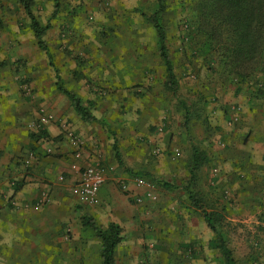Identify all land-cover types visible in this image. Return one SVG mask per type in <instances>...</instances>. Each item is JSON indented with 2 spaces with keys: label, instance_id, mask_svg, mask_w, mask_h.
<instances>
[{
  "label": "rangeland",
  "instance_id": "1",
  "mask_svg": "<svg viewBox=\"0 0 264 264\" xmlns=\"http://www.w3.org/2000/svg\"><path fill=\"white\" fill-rule=\"evenodd\" d=\"M30 1L37 21L49 23L42 47L36 44L21 1L0 0V75L6 82L12 79L0 83V98L14 91V97L34 102L31 73L36 71L37 77L46 67L52 79L59 81V57H67L71 71L81 78L95 60L112 51V41L127 40L125 48L130 51L143 46L148 77L141 85L146 92L154 87L161 92V106H156L155 123H149L148 129L160 140L156 144L163 139L167 143L154 146L155 152L146 146L150 165L158 164L157 158L166 160L160 162V171L152 172L160 185H166L160 191L170 202L176 198L180 204L192 193L213 217L235 264H264V22L257 37L250 5L247 10L230 11L234 16L215 1H208L202 11L199 0H163L160 22L176 79L173 94L165 84L164 64L149 21L157 0H58L53 14L52 0ZM249 31H255L258 39L249 46L251 52L242 38ZM240 49L246 50L244 56ZM81 80L102 90L98 80ZM146 92L140 96L146 98ZM143 112L137 109L131 115L139 120ZM107 130L114 139L120 137L116 127ZM180 135L188 140L187 153L171 160L170 142ZM192 148L200 155L194 175L188 172ZM147 168L142 169L144 173L149 172ZM227 217L236 220L230 222ZM202 234L209 239L215 236L210 228ZM180 243L187 249L184 240ZM210 256L214 264H224L216 250L162 255L168 263Z\"/></svg>",
  "mask_w": 264,
  "mask_h": 264
},
{
  "label": "crops",
  "instance_id": "2",
  "mask_svg": "<svg viewBox=\"0 0 264 264\" xmlns=\"http://www.w3.org/2000/svg\"><path fill=\"white\" fill-rule=\"evenodd\" d=\"M127 42L112 41V51L95 60L81 78L71 71L67 57L56 59L59 81L52 79L49 68L40 69L43 72L37 77L33 71L32 103L14 97V91L0 98V264H101L102 241L86 221L101 231L110 224L118 226L121 240L114 246L112 264H214L211 256L190 257L183 263H168L162 257L219 249L202 234L208 226L191 198L183 204L176 198L170 202L160 191L166 185L153 178L160 162H166L157 158L159 163L150 165L146 151V146L155 152L154 146L167 144L165 139L156 144L160 140L148 129L149 123H155L156 106H161V92L155 87L145 91L141 85L148 77V60L141 57L144 48L130 51ZM85 77L98 80L102 90L84 83ZM58 86L77 97L86 114L78 113ZM143 92L146 98L140 96ZM137 109L146 110L139 120L131 115ZM40 110L51 113L53 120L36 133L25 124ZM112 126L120 137L114 139L107 132ZM67 129L81 142L77 152L65 136ZM170 143L171 160L187 153L186 136H174ZM45 147L51 152L46 153ZM29 153L32 157L24 163ZM91 162L103 167L104 181L97 201L89 204L79 197L78 181L82 167ZM140 174H147L156 185L152 202L137 204L132 199L141 191L132 177ZM120 182L127 184L128 191L120 188ZM152 227L154 231L148 229Z\"/></svg>",
  "mask_w": 264,
  "mask_h": 264
},
{
  "label": "trees",
  "instance_id": "3",
  "mask_svg": "<svg viewBox=\"0 0 264 264\" xmlns=\"http://www.w3.org/2000/svg\"><path fill=\"white\" fill-rule=\"evenodd\" d=\"M20 1L22 3L24 12L29 19L30 28L33 32L34 38L36 39V44L42 47L43 46L42 37L46 29L49 27V23L47 22L44 25H41L37 21L36 17L31 12V9H30L31 1L30 0H20ZM52 1H53V10H52V14H53L57 11L59 3H58V0H52ZM208 1H215V2L220 3L226 9H228L229 12L236 11V10H243V9L247 10V6L250 5L251 9L254 10V14L251 17L250 22L253 24V28L256 31L257 37H259L260 28H261L260 24L262 21L264 22V0H199L200 9L202 11L207 6ZM157 5L158 6L156 10L149 17V21L152 24L154 31H155L157 44H158L157 52H158L159 58L164 64V71H165V78H166L165 84L171 90V92L175 94V91H176L175 74L173 72L170 59L168 57V51L165 45L164 29L160 22V16H161V13L163 12V7H164L163 0H157ZM230 13L232 15L234 14V16L237 15L236 13H232V12ZM255 31L254 32L249 31L247 32L245 37H242L244 38L245 45L249 48L250 52L252 50H250L251 47L249 46H252L253 43H256L258 40L254 36L256 35ZM245 52L246 50L244 49L239 50V54L242 56L245 55ZM58 89L62 91L63 93H65L71 99L78 113H81L82 116L86 114L83 108L81 107L80 101L77 97H75L72 93L62 89L59 86H58ZM115 155L118 156V153L116 152ZM199 158H200V155L197 149L192 148V152H191V165L192 166L190 168L192 171V175H194L193 172L195 168L200 164ZM140 176L149 177L147 176V174H140ZM16 188L17 186L14 187V189ZM188 197L191 198V201L194 202V205L200 209V213L202 217L204 218L208 228H210L215 233L214 238L210 239L209 243L219 249V252L221 253L224 264H235L230 248L227 247L224 238L219 233H217L215 230L213 217L211 216V214L204 210L205 209L204 206L202 207L196 202V200H193L191 193L188 194ZM86 224H88L93 229V231L95 232V235L98 238H100L102 241V249H101L102 263L101 264H112L114 246L121 240V237L118 235V226L114 224H110L107 230L101 231L97 229L90 221H86Z\"/></svg>",
  "mask_w": 264,
  "mask_h": 264
},
{
  "label": "built area",
  "instance_id": "4",
  "mask_svg": "<svg viewBox=\"0 0 264 264\" xmlns=\"http://www.w3.org/2000/svg\"><path fill=\"white\" fill-rule=\"evenodd\" d=\"M53 120V115L49 112L40 110L37 116L33 119H30L25 124L28 130H32L36 133H41L49 122ZM65 136H67L70 144L75 147L77 152L80 147V140L78 136L71 130H65ZM42 140L45 141V138L41 135ZM46 153H50L51 149L49 147L44 148ZM32 157V154L29 153L24 163H28L29 159ZM215 172V169H213ZM61 178V177H59ZM104 181V170L103 167L97 162L87 163L82 167V170L79 173L78 181V194L82 201L92 204L97 201V190L101 183ZM132 182L135 187L141 189L140 192L134 193L132 199L135 203L141 204L144 200L152 202V198L155 192L156 185L154 181L149 177H144L140 175H135L132 177ZM120 188L122 190H127L128 187L125 182H120ZM45 198V194H41V200Z\"/></svg>",
  "mask_w": 264,
  "mask_h": 264
}]
</instances>
